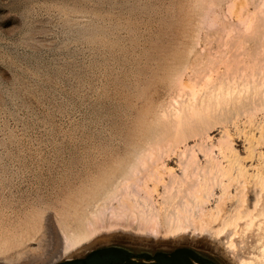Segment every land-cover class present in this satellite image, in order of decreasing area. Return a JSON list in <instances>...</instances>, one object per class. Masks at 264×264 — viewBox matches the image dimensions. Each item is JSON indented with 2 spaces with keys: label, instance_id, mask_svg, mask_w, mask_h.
Returning <instances> with one entry per match:
<instances>
[{
  "label": "rangeland",
  "instance_id": "obj_1",
  "mask_svg": "<svg viewBox=\"0 0 264 264\" xmlns=\"http://www.w3.org/2000/svg\"><path fill=\"white\" fill-rule=\"evenodd\" d=\"M263 201L264 0H0V264H238L256 227L170 228Z\"/></svg>",
  "mask_w": 264,
  "mask_h": 264
},
{
  "label": "bare ground",
  "instance_id": "obj_2",
  "mask_svg": "<svg viewBox=\"0 0 264 264\" xmlns=\"http://www.w3.org/2000/svg\"><path fill=\"white\" fill-rule=\"evenodd\" d=\"M241 196H242V194H241ZM260 197L261 196H259V198ZM257 199H258V197H257ZM259 200L262 201V199L260 198V199L257 200V202L260 205L261 202H259ZM205 203H206V201H205ZM203 204L200 205V203H199V205H197L198 207H194V208L197 209L196 212L191 211V210H187V211L180 212V215L178 214L179 216L177 217V220H176V225L175 226H172L170 228V230L172 232H175L176 234H182L184 231H187L188 229L189 230L192 229L193 231H196L197 229H199L200 231L201 230H204V229H208V230L211 229L216 234V236L217 235H221V234L227 235V233H228L229 234V239H228L227 247L229 248V250H231L234 253L237 250L235 248V241H234L236 235H241V233H243V232L246 233V231L254 230L255 227H256V231L258 233V237L259 238L262 236V234H264V204L262 206H260L261 208H259L258 211H255V213H254V210H255L254 208H253L254 210H250L251 212H249V210L245 211V210H243L244 208L242 209V207L240 206V207H237L234 211L230 212L227 215L223 213V212H226V211H223L222 212L223 206H222V209L217 205L215 207V209L213 208L211 210H208V209H206L203 206ZM255 204H256V202H255ZM128 206H129V204H128ZM254 206H257V205H254ZM122 216L123 215L117 216V218H115V221H113L111 223L110 228L113 225L117 226V225L121 224V222H119V220L120 221L122 220V218H121ZM95 221H96V218H95ZM97 222H99V221H96V223ZM215 222L217 224V227H214V223ZM129 223H131V222H129ZM129 225H132V224H129ZM88 226L90 227L89 229H91L90 230V235H89L90 236V239L91 238H94V236L96 235V233L97 234L99 233L100 228H101V230H102V228H104L103 225L100 222L98 223V226L97 227H94V226L91 227L90 225H88ZM115 226H113V227H115ZM138 227L141 230H146L147 233L150 231L152 234L154 232L157 235L158 232H160L159 223H158V221H157L156 218L155 219L152 218V220L151 221H148V222L142 220L140 222V224L138 225ZM150 232H149V234H150ZM144 233H146V232H144ZM201 234L202 233H200V235ZM153 235H155V234H153ZM226 238H227V236H226ZM245 238L246 237H244L243 240ZM249 238H250V236H249ZM90 241H89V243H90ZM84 242L83 243H79V241H70V240L68 241L67 240L64 243V245L62 247V250L59 253V256L73 254L74 251L76 252V250H78L79 248L81 249L82 244H84ZM86 242L88 243L87 240H86ZM85 245H83V246H85ZM86 247H87V245H86ZM232 252H230V253H232ZM236 254L237 253H235V256L238 255V254L237 255ZM236 260H237L238 264H264V246L262 247L261 251H258V254L257 255H252L251 258H248V256H247V258L246 257H237Z\"/></svg>",
  "mask_w": 264,
  "mask_h": 264
},
{
  "label": "trees",
  "instance_id": "obj_3",
  "mask_svg": "<svg viewBox=\"0 0 264 264\" xmlns=\"http://www.w3.org/2000/svg\"><path fill=\"white\" fill-rule=\"evenodd\" d=\"M91 254H93V252ZM111 257H114V255L111 254ZM123 257L128 258L129 255L125 253ZM157 258L160 261H170L171 264H214L213 260H211L210 258H205L204 256L196 254L192 250L184 247L175 248L171 254H160ZM77 261L78 260H66L64 264H74V262ZM78 262L79 264H88L87 259H81Z\"/></svg>",
  "mask_w": 264,
  "mask_h": 264
},
{
  "label": "flooded vegetation",
  "instance_id": "obj_4",
  "mask_svg": "<svg viewBox=\"0 0 264 264\" xmlns=\"http://www.w3.org/2000/svg\"><path fill=\"white\" fill-rule=\"evenodd\" d=\"M90 256H91V254H90ZM157 257L158 256H155V257H152V258H148V259L142 258L140 260H136L132 256H129L128 258L122 256V259H119V258H116V260H114L115 258L111 259L110 264H115V262H116V264H159L160 260H156ZM101 264H102V262H101Z\"/></svg>",
  "mask_w": 264,
  "mask_h": 264
}]
</instances>
